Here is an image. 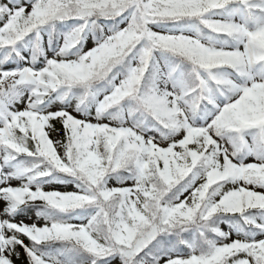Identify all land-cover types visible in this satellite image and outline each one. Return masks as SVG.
Segmentation results:
<instances>
[{
	"label": "snow or ice",
	"instance_id": "obj_1",
	"mask_svg": "<svg viewBox=\"0 0 264 264\" xmlns=\"http://www.w3.org/2000/svg\"><path fill=\"white\" fill-rule=\"evenodd\" d=\"M0 264H264V0H0Z\"/></svg>",
	"mask_w": 264,
	"mask_h": 264
},
{
	"label": "rangeland",
	"instance_id": "obj_2",
	"mask_svg": "<svg viewBox=\"0 0 264 264\" xmlns=\"http://www.w3.org/2000/svg\"><path fill=\"white\" fill-rule=\"evenodd\" d=\"M29 215L31 216L32 215V213H29ZM225 227V229H226V226H224Z\"/></svg>",
	"mask_w": 264,
	"mask_h": 264
}]
</instances>
